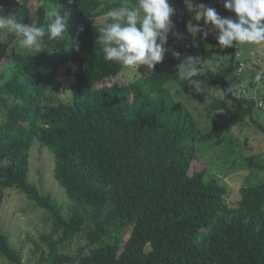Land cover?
<instances>
[{"label": "trees", "instance_id": "1", "mask_svg": "<svg viewBox=\"0 0 264 264\" xmlns=\"http://www.w3.org/2000/svg\"><path fill=\"white\" fill-rule=\"evenodd\" d=\"M59 1L70 13L61 52L9 54L16 38L7 34L0 44V67L9 59L13 64L10 78L0 84V210L7 189L17 188L48 212L65 240L85 242L74 252H54L48 264H264V181L242 186L240 200L230 206L226 184L209 177L206 169L189 173L195 140L219 145L223 133L252 119L257 101L244 93L212 103L208 110L224 113L226 121L202 133L165 87L169 82L192 86L178 81L176 71L163 69L179 63L170 54L133 82L106 85L123 66L103 60L94 21L119 0ZM170 3L178 30L191 36L184 0ZM194 3L228 12L221 0ZM0 4L31 24L30 0ZM43 16L40 6L41 23ZM187 42L169 37L168 44L183 55L190 52ZM227 52L230 60L221 63L220 72L194 78L205 89L231 84L241 60L234 47ZM66 66L76 67L66 71L72 78L70 100L46 105L47 91ZM35 139L53 153L54 177L72 201L66 217L50 195L40 194L27 179ZM258 158L243 161L259 169L264 166ZM0 256L8 264H22L21 253L1 232Z\"/></svg>", "mask_w": 264, "mask_h": 264}, {"label": "rangeland", "instance_id": "2", "mask_svg": "<svg viewBox=\"0 0 264 264\" xmlns=\"http://www.w3.org/2000/svg\"><path fill=\"white\" fill-rule=\"evenodd\" d=\"M46 3L47 0H30L31 23L37 20L39 7ZM51 3L62 5V10H69L68 5L59 0H51ZM192 3V10H188L186 6V26L189 22L203 25V19L196 21L195 14L198 5H195L194 0H192ZM204 5L215 7L213 4ZM216 10L224 17H234L235 15L229 11L226 14L219 8H216ZM94 22L100 24V19L97 18ZM175 26L176 30L179 31L176 24ZM210 35L215 42H211L208 37L201 39L198 33L195 37L197 46L191 47L190 45L193 43L192 35L184 34L188 40L185 49L190 50L189 55L196 53V55L206 60L211 59L215 62L217 59L221 63L227 64L230 60L227 48L221 50L214 34ZM201 40L203 42L199 45L198 42ZM45 43L54 51L49 53L45 50L35 54L54 56L65 47L63 40L60 39L56 41L45 39ZM168 46L170 45L168 44ZM12 50L32 54L21 49L17 40L9 50V54ZM239 53L243 66L234 70L231 77H229V82L239 85L241 82L247 81L244 93L257 101V105L252 112V119L248 118L241 126L233 127L229 132L223 133L219 145L195 140V158L189 167V173L206 169L209 177H214L221 183L226 184L230 191L227 199L230 206H235L240 200L242 186L264 181V167L259 169L250 168L243 161L244 158L255 155L259 156L264 166V82L257 84L252 79L255 71L264 67V46H241L239 47ZM176 65H165L163 69L177 72ZM12 67L13 64L10 59L0 67V84L10 78L13 71ZM67 69L74 71L76 67L66 66L61 69L54 85L46 93V105L70 100L72 78L66 75ZM138 71L123 67L122 72L117 76L107 78L105 84L117 85L118 87L148 74V72H145L144 66H141ZM165 87L172 93L175 100L180 101L188 109L202 133H206L215 125L226 121L224 113H215L208 110L209 105L204 104L205 98L195 95L194 86L184 89L178 87L175 82H169ZM3 119L4 107L0 105V123ZM28 162V181L35 185L40 194L50 195L62 207L63 215L66 217L69 207L72 206V201L54 177L52 151L35 139L29 148ZM0 232L7 236L11 247L19 250L22 255V264H48L54 252H74L79 246L85 244L83 240H75L74 238L65 240L62 233L55 229L48 212L14 187L7 189L5 192L0 210ZM0 264L8 263L0 256Z\"/></svg>", "mask_w": 264, "mask_h": 264}, {"label": "clouds", "instance_id": "3", "mask_svg": "<svg viewBox=\"0 0 264 264\" xmlns=\"http://www.w3.org/2000/svg\"><path fill=\"white\" fill-rule=\"evenodd\" d=\"M23 3V0H18ZM223 8L233 16H221L215 7L198 5L195 19H203V25L189 22L187 32L193 37L191 47H196L195 37L201 39L214 34L221 50L241 46H264V0H221ZM68 4L74 0H67ZM188 10L193 9L192 0H184ZM43 22L34 21L30 25L23 22L18 12H6L0 4V44L5 43L7 35L16 38L18 45L27 53L41 51L53 52L47 41L63 40L67 35L70 13L62 10L60 4L47 0ZM176 9L170 0H119V3L103 12L96 28L99 33L96 44L106 62H115L127 69L138 71L144 66L145 72H152L162 63L166 54L179 61L176 78L181 83L194 86L195 91L205 97L204 104L222 102L229 95L240 98L244 94L247 81L239 85L230 84L226 88L202 87L203 81L194 78L206 73H218L222 69L220 61L213 62L199 55L183 54L168 46L169 37L177 41L185 39L183 33L176 30L172 17ZM211 27H208V26ZM83 31V28H80ZM7 34V35H5ZM78 50V45L75 46ZM140 72V71H138ZM252 79L259 84L264 82V67L255 71ZM181 87V84H180Z\"/></svg>", "mask_w": 264, "mask_h": 264}, {"label": "built area", "instance_id": "4", "mask_svg": "<svg viewBox=\"0 0 264 264\" xmlns=\"http://www.w3.org/2000/svg\"><path fill=\"white\" fill-rule=\"evenodd\" d=\"M234 49H235V51H236V58L237 59H239L240 60V53H239V47L238 48H235L234 47ZM243 66V64H242V62L239 64V67H242Z\"/></svg>", "mask_w": 264, "mask_h": 264}]
</instances>
